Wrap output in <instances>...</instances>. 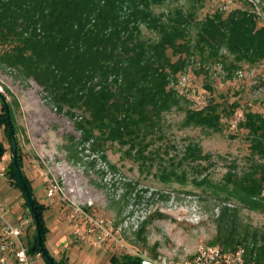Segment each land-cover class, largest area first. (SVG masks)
Returning <instances> with one entry per match:
<instances>
[{
	"label": "trees",
	"instance_id": "trees-1",
	"mask_svg": "<svg viewBox=\"0 0 264 264\" xmlns=\"http://www.w3.org/2000/svg\"><path fill=\"white\" fill-rule=\"evenodd\" d=\"M205 1L0 0V66L33 80L58 113L73 119L76 146L117 144L140 169L150 172L156 164L153 173L159 181L201 187L218 202L216 234L208 243L224 249L242 244L246 261L264 264V225L243 215V210L264 215V114L246 108L237 124L248 142L246 161L242 166L232 161L217 180L209 173L189 176V169L201 173V160L210 159L197 141L171 155L166 144L155 145L165 136V114L172 109L183 111L184 126L205 131L222 132L231 121L237 102L211 96L196 106L178 91V78L190 66L196 74H206L219 65L223 77L232 78L243 63L264 62V22L254 0H238L240 5L228 11L203 12ZM3 109L0 128L12 150ZM9 114L13 125L10 106ZM0 145L1 156L5 146ZM17 161L20 170V153ZM9 167L11 181L30 209L12 157ZM21 175L31 197L29 180ZM124 185L119 201L133 189L130 181ZM31 199L42 236L43 205ZM153 216L148 214L140 227ZM31 240L35 244L28 245L29 253L37 247V236ZM129 262L138 259L112 254L108 264Z\"/></svg>",
	"mask_w": 264,
	"mask_h": 264
},
{
	"label": "rangeland",
	"instance_id": "rangeland-1",
	"mask_svg": "<svg viewBox=\"0 0 264 264\" xmlns=\"http://www.w3.org/2000/svg\"><path fill=\"white\" fill-rule=\"evenodd\" d=\"M254 2L264 22V0ZM239 5L238 0H206L203 12L216 8L228 11ZM181 75L189 76V88L201 96L200 103L192 99L196 106L204 105L212 96L227 104L237 102L235 111L242 114L246 108L264 114L263 61L243 63L232 78H224L219 65L211 66L206 74H196L190 66ZM0 93L6 98L8 108L11 107L16 153L23 158L21 173L29 180L31 197L43 205L42 246L54 261L108 264L112 254H124V248L112 241L98 246L84 238L88 223L83 217L85 214L103 217L118 230L117 237L124 244L135 246L143 255L155 259L188 256L198 243L208 242L216 234L214 217L218 202L201 187L159 181L153 173L156 164L150 172L140 169L137 162L122 154L124 147L117 144L106 142L104 149H96L89 143L76 146L79 133L73 127V119L58 113L49 100L43 98L41 87L33 80L16 77L14 71L3 66H0ZM1 111L4 109L0 100ZM182 118V110L172 109L166 113L165 136L157 139L155 145L166 144L171 155L180 152L190 140L197 141L210 159L201 160L205 165L201 173L189 169V176L209 173L217 180L232 161L238 166L244 165L248 142L242 130L232 126L231 121L224 131L212 132L184 126ZM73 135L75 138L71 140L69 136ZM0 141L5 146L1 160L4 173L0 174V199L11 211L7 214L9 221L15 217L30 219L23 233L24 240L28 241L30 236H37V224L20 187L9 176L12 150L3 128H0ZM110 163L115 165L114 168ZM46 177L55 180L59 186L58 192L51 197L46 195ZM128 181L133 189L119 201L125 190L124 183ZM150 213L154 216L140 227ZM243 215L253 224L264 225V215L259 212L243 210ZM39 247L37 244L29 253L31 263L49 264Z\"/></svg>",
	"mask_w": 264,
	"mask_h": 264
},
{
	"label": "built area",
	"instance_id": "built-area-1",
	"mask_svg": "<svg viewBox=\"0 0 264 264\" xmlns=\"http://www.w3.org/2000/svg\"><path fill=\"white\" fill-rule=\"evenodd\" d=\"M188 78V75L179 76L176 87L187 98L200 103L201 96L194 94L195 90L189 88L190 80ZM242 119H244V114L241 111H235L232 116V126H237ZM2 159L3 156L1 155L0 174L4 173ZM45 185L46 195L49 197L59 190L57 182L51 178H45ZM262 194H264V190ZM10 212L8 204L0 199V264H9V262L13 264H32L28 251V241L23 238L25 225L30 222V219L15 217L13 221H9L7 214ZM83 217L88 221L84 238L90 239L98 246L106 245L109 241H112L124 248V254L137 258L139 264H262L246 261L244 256L245 246L242 244H238L231 249H224L219 243L208 242L198 243L188 256L150 258L143 255L135 246L124 244L117 237L118 230L113 228L103 217L94 214H85ZM38 257L40 256L38 255Z\"/></svg>",
	"mask_w": 264,
	"mask_h": 264
},
{
	"label": "water",
	"instance_id": "water-1",
	"mask_svg": "<svg viewBox=\"0 0 264 264\" xmlns=\"http://www.w3.org/2000/svg\"><path fill=\"white\" fill-rule=\"evenodd\" d=\"M0 98L2 100V103H3L4 107H5L6 116H7V120H8V124H9V135H10V141H11V146H12V161L14 163L18 178H19V180H20V182L22 184V187L24 189V192L26 194V198H27V201L29 203L30 210H31V212L33 214V218H34L36 224H38V215L36 213L33 201H32V199L30 197V194H29V192H28V190L26 188L25 182H24V180L22 178V175L20 173L19 166H18L17 153H16L17 152V141H16V137H15V131H14L11 119H10V115H9L8 104H7L6 98L1 93H0ZM1 148L2 147L0 145V153H1ZM36 243L40 246L41 252L46 256V258L50 261L51 264H59L56 261H54L47 254L45 248L42 246V237H41L40 231L38 229H37V241H36ZM28 244L29 245H34L35 241L31 240ZM124 264H139V263H130L129 262V263H124Z\"/></svg>",
	"mask_w": 264,
	"mask_h": 264
},
{
	"label": "flooded vegetation",
	"instance_id": "flooded-vegetation-1",
	"mask_svg": "<svg viewBox=\"0 0 264 264\" xmlns=\"http://www.w3.org/2000/svg\"><path fill=\"white\" fill-rule=\"evenodd\" d=\"M0 100H1V98H0ZM2 106H4V105H3L2 100H1V107H2ZM4 108H5V107H4Z\"/></svg>",
	"mask_w": 264,
	"mask_h": 264
}]
</instances>
